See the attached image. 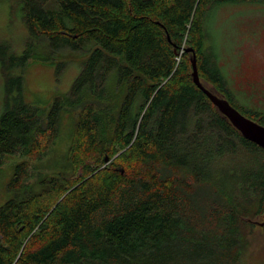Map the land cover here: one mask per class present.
<instances>
[{
    "label": "trees",
    "instance_id": "obj_1",
    "mask_svg": "<svg viewBox=\"0 0 264 264\" xmlns=\"http://www.w3.org/2000/svg\"><path fill=\"white\" fill-rule=\"evenodd\" d=\"M21 2L28 44L86 57L45 117L24 100L21 73L6 70L23 67L28 49L2 67L17 96L0 114V167L7 155L40 151L38 136L51 142L71 107L78 114L67 161L77 171L32 183L29 165L14 164L0 203V264H242L248 220L263 213L264 149L243 138L193 83L188 61L176 59L185 39L199 77L229 98L203 50L205 12L264 0ZM111 82L120 101L108 129L98 101ZM240 153L242 161L222 163Z\"/></svg>",
    "mask_w": 264,
    "mask_h": 264
},
{
    "label": "rangeland",
    "instance_id": "obj_2",
    "mask_svg": "<svg viewBox=\"0 0 264 264\" xmlns=\"http://www.w3.org/2000/svg\"><path fill=\"white\" fill-rule=\"evenodd\" d=\"M23 16L21 0H0V45L4 48L0 52L3 57V64L0 60V114L6 98L17 96L14 87L9 91L5 88L3 72L9 70L13 78L21 73L24 100L38 105L45 117L55 95L65 93L70 88L86 54L66 49L51 54L44 42L31 41L28 44L29 30ZM204 25L203 50L208 56V64L215 66L223 76L229 98L216 90L205 78L201 77V82L218 96L227 99L246 117L264 125V2H224L217 8L209 7L205 12ZM186 48L189 45L183 39L176 60L180 65L188 61L191 74L192 53L187 52ZM26 49L29 57L23 67L13 64L9 65V69L3 70L2 67L14 62L15 57L19 58ZM45 56H49L48 60H44ZM60 63L62 65L57 72V64ZM119 91L115 83L111 82L107 96L98 101L103 106L101 110L106 114L103 119L108 129L112 124L110 109L116 107L120 101ZM247 111L258 114L255 116ZM77 114V108L66 107L62 111L52 141L46 144V133L38 136L40 151L24 149L4 157L0 167V203L7 197L6 183L16 162L25 161L29 165V182L32 183L40 176L56 173L74 176L77 167L74 168L67 161V152ZM124 150L111 156V159L108 158L105 164ZM243 156L240 153L224 158L222 163L240 162ZM254 220L264 221V205L263 213L252 219ZM245 227L246 230L249 228L247 225ZM248 243L242 264H264V227L254 225L248 235Z\"/></svg>",
    "mask_w": 264,
    "mask_h": 264
},
{
    "label": "water",
    "instance_id": "obj_3",
    "mask_svg": "<svg viewBox=\"0 0 264 264\" xmlns=\"http://www.w3.org/2000/svg\"><path fill=\"white\" fill-rule=\"evenodd\" d=\"M186 51L192 53L190 57V63L193 83L207 95L211 103L215 106L216 110L227 118V120L233 125L236 130H238L243 138L255 143L256 145L264 149V125L259 124L258 122L246 117L234 106H232L227 99L218 96L207 86H205L201 82L198 74L197 59L194 50L189 47L186 48ZM105 161H108L107 156L105 157ZM255 223L260 226L264 225V221H255Z\"/></svg>",
    "mask_w": 264,
    "mask_h": 264
},
{
    "label": "flooded vegetation",
    "instance_id": "obj_4",
    "mask_svg": "<svg viewBox=\"0 0 264 264\" xmlns=\"http://www.w3.org/2000/svg\"><path fill=\"white\" fill-rule=\"evenodd\" d=\"M248 221H251L254 225H258L257 223H255V220H254V221H252V220H248ZM256 222H257V221H256ZM259 227L263 228L264 225H263V226H260V225H259Z\"/></svg>",
    "mask_w": 264,
    "mask_h": 264
}]
</instances>
